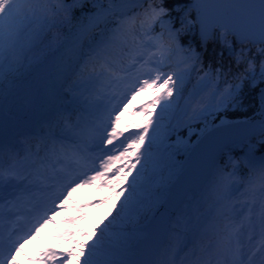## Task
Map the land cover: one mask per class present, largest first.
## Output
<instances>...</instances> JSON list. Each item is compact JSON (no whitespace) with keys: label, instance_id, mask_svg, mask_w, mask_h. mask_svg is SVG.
Segmentation results:
<instances>
[{"label":"snow or ice","instance_id":"snow-or-ice-1","mask_svg":"<svg viewBox=\"0 0 264 264\" xmlns=\"http://www.w3.org/2000/svg\"><path fill=\"white\" fill-rule=\"evenodd\" d=\"M33 72L38 134L4 88ZM193 155L204 179L180 191ZM94 182L112 195L93 220L73 194ZM69 204L33 264H264V0H0V264Z\"/></svg>","mask_w":264,"mask_h":264},{"label":"trees","instance_id":"trees-1","mask_svg":"<svg viewBox=\"0 0 264 264\" xmlns=\"http://www.w3.org/2000/svg\"><path fill=\"white\" fill-rule=\"evenodd\" d=\"M19 82V88L17 89H11L7 88L9 87V84H5V92L6 94L10 93L8 95V101H7V107L12 106L13 111L18 114V116L22 115L25 110L31 106L33 110L39 105L44 104V89L39 84V74L36 72H33L31 74H25L24 76L17 78ZM195 80H193L194 82ZM190 85V83H189ZM70 94H68L69 96ZM66 99V97L64 98ZM251 115V113H249ZM230 119H243L244 114L242 112L238 113H229ZM181 135L185 139H190L191 142H194L199 135V126L193 125L191 132L186 128L181 131ZM185 156L177 157L176 164L177 167L180 168V165H182ZM107 208L105 207H99L96 211V214H106ZM95 214V216H96ZM95 216L93 217V220L95 219ZM88 223L85 221L82 223L81 227H87ZM83 239L87 240L88 237H83Z\"/></svg>","mask_w":264,"mask_h":264},{"label":"water","instance_id":"water-1","mask_svg":"<svg viewBox=\"0 0 264 264\" xmlns=\"http://www.w3.org/2000/svg\"><path fill=\"white\" fill-rule=\"evenodd\" d=\"M207 156L193 155L188 159V165L183 169L184 174L178 183V189H198L204 179L205 170L208 164Z\"/></svg>","mask_w":264,"mask_h":264},{"label":"rangeland","instance_id":"rangeland-1","mask_svg":"<svg viewBox=\"0 0 264 264\" xmlns=\"http://www.w3.org/2000/svg\"><path fill=\"white\" fill-rule=\"evenodd\" d=\"M150 98H151V97H149L148 100H149ZM148 100H147V101H148ZM145 101H146V100H144L143 102H145ZM143 102H142V103H143ZM139 106H140V104H139ZM135 131H136V130L130 131V132H128L126 135H129V134H131L132 132H135ZM89 190L92 191V189H88L87 191H85V192L81 195V197L76 198V199H75V197H74V201H75V203L78 204V205L89 204L90 201H88L87 198H86V195L89 194V192H88ZM98 190H99V189H98ZM92 195H93V194H92ZM111 195H112V193H111ZM113 202H115V201H113ZM74 207H75V206H74ZM74 207H73V208H74ZM84 209H85V208H84ZM84 209H83V210H84ZM58 211H59V210H58ZM58 211H57V212H58ZM74 212H75L76 216L79 214V213L76 211L75 208H74ZM49 227H51V228H53V229L55 230V229H57V227H58V228H64V227H67V225H66V223H65V220H61L60 223H59L58 225H55V224H52V223L47 224L45 229L48 230Z\"/></svg>","mask_w":264,"mask_h":264},{"label":"bare ground","instance_id":"bare-ground-1","mask_svg":"<svg viewBox=\"0 0 264 264\" xmlns=\"http://www.w3.org/2000/svg\"><path fill=\"white\" fill-rule=\"evenodd\" d=\"M4 88H6L5 85H4Z\"/></svg>","mask_w":264,"mask_h":264}]
</instances>
